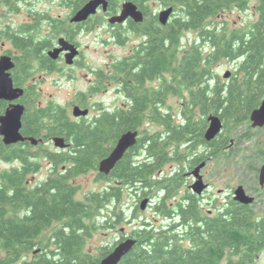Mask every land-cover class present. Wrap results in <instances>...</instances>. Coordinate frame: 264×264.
Masks as SVG:
<instances>
[{"label": "trees", "instance_id": "1", "mask_svg": "<svg viewBox=\"0 0 264 264\" xmlns=\"http://www.w3.org/2000/svg\"><path fill=\"white\" fill-rule=\"evenodd\" d=\"M87 1L75 0L71 5L60 6L69 9L72 15ZM158 1L164 9L171 7L173 14L166 25L160 24L156 14L153 16V33L139 51L137 61L141 68L138 75L133 76L137 77L140 87L143 78H160L162 86L155 90L152 100L148 101L137 92L129 101L132 104L129 111L100 114L88 125L70 122L62 108H50L57 119L58 134L74 144L75 155L71 159L59 157L58 160L59 164L70 163L67 174L74 178L98 168L99 161L113 150L124 132L135 131L146 121L158 130L143 131L144 136L116 164L110 174L111 188L83 194L80 200L79 187L60 180L57 204L33 212V218L42 221L46 216L65 221L63 227L49 232L50 238L55 239L56 258L47 259L41 254L27 262V255L37 248L45 231L36 224L28 226L15 219L8 223L1 220L0 264H100L107 253L92 255L83 248L98 230L95 222L102 212L107 216L102 228L113 229L124 223L125 210L120 196L125 188L142 196L156 190L162 198L154 210L165 221L174 222L178 218L180 224L169 225L166 229L142 221L141 226L127 234L136 239V245L118 264H249L264 248V219L252 217L249 206L234 203L231 212L226 211L198 225L200 217L194 195L188 194L185 205L182 202L173 207L168 205L182 186L180 174L169 179L157 176L171 161L185 164L190 170L200 162L227 156L233 144V130L250 124V114L259 108L264 97V0ZM133 3L143 17L149 15L142 5L144 2L134 0ZM109 6L113 12L119 8L115 4ZM231 8L249 11L256 19L246 27L231 30L209 23L218 13ZM46 19L48 15L36 14L33 25L25 26L23 42L28 64L49 45L43 40L55 39L63 32L59 24L40 38L39 24ZM185 32H195L197 37L195 42L183 47L180 40ZM222 60L236 63L237 68L221 81L215 78L212 69ZM130 61L118 62L114 70L124 72ZM164 92L181 97L182 111L177 116L164 109ZM152 106L153 111L150 110ZM210 115L219 117L223 128L215 139L205 142L204 129ZM249 127L243 135L244 140L252 136ZM192 153L195 155L190 156ZM260 153L264 155V151ZM141 156L145 159L137 161ZM102 177L98 175L97 179ZM117 182L121 187L115 188Z\"/></svg>", "mask_w": 264, "mask_h": 264}, {"label": "flooded vegetation", "instance_id": "2", "mask_svg": "<svg viewBox=\"0 0 264 264\" xmlns=\"http://www.w3.org/2000/svg\"><path fill=\"white\" fill-rule=\"evenodd\" d=\"M43 1H50L51 3H56L58 5H71L75 0ZM128 1L134 2V0H108L109 5L115 4V6H119L116 12H113L109 5L105 12L102 11L101 8H98L96 14L90 16L85 22L81 23H72L71 21L77 11L74 14H68L69 16L66 15L65 17L58 15L54 18L48 15L49 19L40 22L41 24L47 25L46 33H48L49 29L53 31L59 24L63 27V32L55 39L40 40V42L45 41L49 45L40 52V55L36 60L31 61L29 64L26 60L27 51L23 42L25 39L23 33L25 26L30 23H22L21 25L16 26L15 29L10 23H0V221L3 220L8 223L11 219H15L19 222L22 221L28 226L36 224L38 228L45 231L42 237L39 238L37 248L30 251L27 255V262H31L35 256L41 254L47 259H50L51 256L52 258H56L58 252L55 250V239L50 238L49 232L63 227L65 221L58 220L55 216H46L45 221H42L39 218H33V212L35 210L41 212L43 206H55L57 204L56 198L60 180H63L68 185H75L74 177L67 174V170L70 168V163L64 161L59 164L58 160L59 157L62 159H71L75 155L76 150L73 148L74 144L69 142V139L58 134L57 119L50 108H52V106L62 108L65 110V115L70 122L88 125L92 123L91 120H93L94 117L100 114L113 112V110L129 111L132 108V104L129 101L135 97L137 92L141 96H145L148 101L152 100L154 98L153 93L155 90L162 86L160 78H154L151 80L143 78L141 81L144 82L140 87V85L137 84V77H133L138 75L141 68V64L137 61L139 51L142 46L144 47L146 45V42H149V36L153 33L154 15L143 17V20L139 23H136L131 19H127L123 24L109 23V19L119 15L122 4ZM139 1L145 2L147 0ZM6 2L10 3L11 1L8 0ZM86 3H84V5ZM35 18L32 22L35 21ZM101 29L107 32V35L109 34L107 38H99V45L101 46H107L108 43L117 46L124 44V46H126L129 42L130 36H127L122 32L123 30L128 31L129 34L138 40V42L136 46L131 48L128 55H125L124 57L122 56V58L117 59L116 61L105 63L99 66V68H94L84 64V50L78 37L83 33L91 34L94 31ZM12 36H15L14 40L11 39ZM17 38L19 41L16 40ZM40 38L43 37L41 36ZM60 39H64L78 51V54L73 57L70 64H67V59H65L68 54L67 51L61 52L55 59H51L49 56L50 52L60 48ZM140 56L143 57L142 55ZM128 59H131V61L128 63L129 67L125 68L124 72L114 70L115 64ZM79 69L86 70L83 78L87 82L85 83L87 87L84 91H77L74 93L73 97H75V99H73L69 107L72 109L74 107H79L82 110L87 109L89 111L88 115L84 117H74L72 109H70V114L67 110L68 108L53 104L51 103L52 101H47L43 107L41 102H39L42 100L41 91L38 90V84L44 79L42 75L56 76L58 81L67 79L69 82L74 83L76 79L75 71ZM35 73L38 74L36 79ZM130 75L133 79H131ZM167 76L168 75H166V77ZM38 79L40 81H38ZM57 80L53 85L58 83ZM109 93L110 95H113V101H119V106L114 107L116 106V104H114L108 109L104 108L101 103H95L94 105L89 104L93 98L101 97ZM164 96L165 100H167L169 99L170 94L164 92ZM14 108L18 110L15 111L17 116L18 112L22 109V111L19 112L20 128L18 131L21 140L7 144L5 143L6 136L4 132L7 125L8 128L10 125L5 120V117ZM151 109L153 111V106L152 108L150 107V110ZM93 111H96L97 114L92 115ZM16 115H13V117H16ZM144 124H150V121L141 123L140 128L135 130L138 133L137 142L142 137L141 134L143 131L148 130L142 129ZM57 138H64V148L58 147L55 141ZM110 153L111 151L106 157H108ZM211 160H216V158ZM203 162H206V167L208 161ZM201 163L202 162L196 164L186 173V177H189L191 180V185L188 186L186 194H189L190 196L194 195L197 200L196 207L198 208V216L200 217L198 218L200 220L198 225L205 223L206 220L211 217L217 218L220 215H224L226 211L231 212V209L233 208L232 204L237 203L234 200L233 191L235 190L230 191L227 195L229 199H224V204L221 206H219L221 204L219 199L206 196V192H209L211 187L208 183L203 181L204 175H202L201 172L205 167L200 171V175L206 189L201 195L193 193L191 187L195 182V178L192 176V170H195ZM110 174L108 176L99 173L97 174V176L103 175L99 181H105V184L107 185L105 188H111ZM119 183L120 182L116 183L115 188L116 186L121 187ZM263 187L260 188L262 189ZM186 194L183 193L182 203L184 205L188 200ZM144 199H148L147 207H149L151 200L149 198ZM256 200L257 197L255 196L254 202L248 206L251 208L254 203H256ZM203 202H206L209 206L215 208L214 214L212 210H208L206 214L203 213L201 206ZM173 213L176 214L175 211ZM186 227L187 223L184 225V228ZM126 238H129V235L124 233L121 234L111 250L104 253L109 254L114 247L119 245V243ZM28 257L30 258L28 259Z\"/></svg>", "mask_w": 264, "mask_h": 264}, {"label": "rangeland", "instance_id": "3", "mask_svg": "<svg viewBox=\"0 0 264 264\" xmlns=\"http://www.w3.org/2000/svg\"><path fill=\"white\" fill-rule=\"evenodd\" d=\"M6 1L8 0H0V23H10L14 29L22 23H30L33 25L32 21L36 17V14L39 16L50 15L55 18L58 15L65 17L70 13L69 9L63 8L56 3H51L50 1L10 0L14 5H11V2L8 3ZM250 4L253 6L254 1L250 2ZM142 5L145 7L149 15H159L164 9L162 4H159L158 0H147ZM255 19L256 17L249 11H240L231 8L218 13L215 18L209 20V23H212V25L224 26L228 30H231L235 27H246L254 22ZM45 25L46 24L40 23V27L42 28L40 37L46 35L47 25ZM122 32L127 36H130L129 42L126 46H124V44L117 46L112 43H108L107 46L99 45L100 37L107 38V36H109V34L107 35V32L103 29L96 30L91 34L83 33L79 36L78 40L84 50V64L99 68V66L105 63L116 61L117 59L122 58V56L124 57L125 55H128L131 48L137 45L138 40L129 34L128 31L123 30ZM196 37L197 35L195 32H185L183 38L180 40L181 46H188L189 43L195 42L194 39ZM236 68V63L222 60L214 65L212 72L215 78L217 77L222 81L226 80L223 77L227 72H233ZM75 72L76 79L74 83L69 82L67 79L58 81L56 76L42 75L44 79L38 84V90L41 91L42 100L39 102H41L43 107L47 101H52L51 103L53 104L68 108L67 110L71 114L70 109L72 108L69 107V105L72 103L73 99H75V97H73L74 93L77 91H84L87 87L85 84L87 82L83 78L86 70L79 69ZM37 77L38 74L35 75V79ZM56 80L58 83L53 85ZM38 81L40 80L38 79ZM95 103H101L104 108L108 109L114 104H116L114 107L120 105L119 101H113V95H110V93L101 97L93 98L89 104L94 105ZM181 104L182 101L180 96H170L169 99L166 100V104H164V109L177 116L182 111ZM96 114V111H93L92 115ZM176 120H178V118H176ZM248 127L251 129L250 133L252 136L249 140H244L243 135L247 133ZM251 127L250 123L233 130L231 140L233 144L229 152L230 154L223 158H216V160H208L207 166L201 173L204 175L203 181L208 183L211 187L209 192H206V196L219 199L221 202L219 206L224 204V199H229L227 195L230 191L235 190L238 186H242L247 195L257 197L256 203L251 207L253 213L252 217L264 219V187L262 189L260 188L258 179L259 171L264 164V155L260 153L264 151V127ZM142 129H150L149 132L153 133L155 130H158V127L150 123L144 124ZM141 135L144 136L143 133ZM194 155L195 154L192 153L190 156ZM142 159H145L144 156H141V159H137V161ZM187 168L188 167H185V164L171 161L168 162L167 165L165 164L157 174L158 177H167L168 179L174 177L178 173L180 174L182 186L177 191V197L168 201V205H170L169 207H173L176 203L182 202L183 193L186 194L188 186L191 185L190 178L186 177V173L189 171ZM97 171L98 168L74 178L75 185L80 189L78 199L81 200L83 194L89 192H102L107 186L105 181H99V179H97ZM158 194L159 192L153 190L149 191L148 195L142 196V194H137L135 191L125 188L120 196V204L124 205L123 210H125L126 219L123 221L124 223L115 226L113 229L102 228V225L105 222L104 217H107L105 215L106 212H102L95 222L97 223L98 230H96L93 235L90 236L91 238L86 241L83 250L92 255H101L102 253L111 250L110 248L115 245L121 234L132 233L136 228L142 225V221L149 223V225L155 228L166 227V229H168L169 225H179L180 220H178V218H175L174 220L176 221L174 222L168 220L165 221V218L154 210L155 204L162 198V194ZM187 196L188 194H186V197ZM144 198H149L151 204L149 207H145V210L142 211L138 208ZM201 206L204 214H206L208 210H212L214 214L215 208L209 206L206 202H203ZM249 264H264V248L255 254L252 262Z\"/></svg>", "mask_w": 264, "mask_h": 264}, {"label": "water", "instance_id": "4", "mask_svg": "<svg viewBox=\"0 0 264 264\" xmlns=\"http://www.w3.org/2000/svg\"><path fill=\"white\" fill-rule=\"evenodd\" d=\"M108 0H90L88 1L84 6H82L72 17L71 21L72 23H81L85 22L87 18L90 16L96 14L98 8H101L102 11H106L108 8ZM173 14V9L171 7L167 9H163L158 17V20L161 25H166L168 21L171 18V15ZM127 19H131L136 23H139L143 20V14L138 9V6L135 5L132 1L125 2L122 4L121 12L119 15H116L114 17H111L109 19L110 24H123ZM59 49H56L49 53V56L51 59H55L58 57V55L63 52L67 51L68 54L66 55L67 64H70L73 60V57H75L78 54V51L68 44L64 39H60L59 41ZM230 75L229 72L224 75L223 78L227 79ZM261 104L259 108L254 110L250 114V123L251 128H263L264 127V97L262 101H260ZM73 116L74 117H84L87 116L89 111L87 109L82 110L79 107H74L73 109ZM18 111L16 108L12 109L10 113L7 114L5 117V120L7 123H9L10 127L7 128L4 132L5 134V143H15L20 139L18 131L20 128V122H19V112L22 111V109L18 112V116L16 115V112ZM13 115H16V117H13ZM208 126L205 128L204 133V139L205 142L212 141L215 139V137L222 131L221 128H223L222 121L219 117H215V115H210L207 118ZM138 133L137 131H127L124 132L120 138L118 139L115 147L111 151L108 157L104 158L100 161L98 164V173L108 176L115 167L116 164L123 158L125 153L132 148L137 143ZM58 147L64 148L65 147V140L64 138H57L55 139ZM206 162H202L198 167H196L195 170H192V176L195 178V182L192 185L191 189L193 190L194 194L201 195L203 191L206 189V186L204 185L202 181V177L200 175V171L205 167ZM259 185L260 187L264 186V164L262 165L260 171H259ZM234 192V200L239 203L240 205L248 206L251 205L254 202V197L248 196L246 192H244V188L242 186H239L235 189ZM148 205V199H144L140 203V208L142 211H144L145 207ZM136 245V239L134 238H126L125 240L121 241L119 245L114 247V249L107 254L105 257L101 259L100 264H118L119 261L128 254L132 249L133 246Z\"/></svg>", "mask_w": 264, "mask_h": 264}]
</instances>
